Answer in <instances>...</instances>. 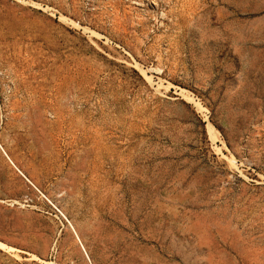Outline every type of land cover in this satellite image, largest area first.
<instances>
[{
	"label": "rangeland",
	"instance_id": "obj_1",
	"mask_svg": "<svg viewBox=\"0 0 264 264\" xmlns=\"http://www.w3.org/2000/svg\"><path fill=\"white\" fill-rule=\"evenodd\" d=\"M0 264H264V0H0Z\"/></svg>",
	"mask_w": 264,
	"mask_h": 264
},
{
	"label": "bare ground",
	"instance_id": "obj_2",
	"mask_svg": "<svg viewBox=\"0 0 264 264\" xmlns=\"http://www.w3.org/2000/svg\"><path fill=\"white\" fill-rule=\"evenodd\" d=\"M72 226V225H71ZM74 230V229H73ZM75 232V234H76V236L78 237V240L80 241V238H79V235H78V233H77V231L76 230H74ZM81 243V242H80ZM82 245V247H83V251H84V253H85V255L87 256V258L90 260V258H89V255H88V253H87V251H86V248L84 247V245L83 244H81Z\"/></svg>",
	"mask_w": 264,
	"mask_h": 264
}]
</instances>
